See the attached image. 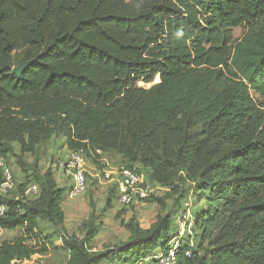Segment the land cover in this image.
Segmentation results:
<instances>
[{
    "label": "trees",
    "instance_id": "trees-1",
    "mask_svg": "<svg viewBox=\"0 0 264 264\" xmlns=\"http://www.w3.org/2000/svg\"><path fill=\"white\" fill-rule=\"evenodd\" d=\"M53 137L86 157L118 154L163 189L191 182L178 264H264V0H0V160L14 157L24 176L16 198L0 196V230L22 232L0 245V264H140L165 252L169 212L148 229L122 220L128 239L101 250L94 206L82 236L69 234L56 172L24 160Z\"/></svg>",
    "mask_w": 264,
    "mask_h": 264
},
{
    "label": "rangeland",
    "instance_id": "rangeland-1",
    "mask_svg": "<svg viewBox=\"0 0 264 264\" xmlns=\"http://www.w3.org/2000/svg\"><path fill=\"white\" fill-rule=\"evenodd\" d=\"M245 34V30L238 28L233 31L234 39H240ZM18 65H15V68ZM144 86V85H143ZM69 150L66 146V141L59 137H53L48 143L38 147L34 154H28L24 157L27 163V169L32 166H37L40 172H45L47 169L52 168L56 172V176L59 179L62 172L57 171L58 164L65 159ZM85 156V154H84ZM86 157V156H85ZM88 164V175H87V189L86 192L78 197L71 199L74 204H71V208H65L66 213V228L69 234L77 235L79 237L83 234V227L88 222L91 216V207L95 210V215L103 221L104 228L97 237L95 247L97 250H101L106 245H114L120 242H124L128 239V232L121 227L120 223L122 220L125 222L135 219L139 222L143 229H148L156 221V217L159 213H171L174 216L175 228L173 234H178L182 229L180 223L177 220L178 212L183 211L185 205H189L190 215L194 212V195L191 190V182L187 181L180 184V190L176 192L170 189H163L153 186L154 192L150 195V199H164L166 203V210L162 211L157 203L143 200L142 202H135L130 207H123L118 201L117 191L113 193V208L105 213L102 210L106 207L108 197L111 196V191L117 188L115 183L110 185L103 184V172L104 170H110V168L128 167L129 162L122 156L114 153L110 154H99V157L94 158L89 156L85 158ZM9 167L11 168L13 175L16 179L17 184L24 180V176L20 169L16 165L15 158H11L9 161ZM134 168L139 171L140 174L144 175L147 183L152 184L149 175L146 171L142 170L139 165ZM102 179V184L99 180ZM106 182V181H105ZM112 184V185H111ZM62 187V185H61ZM116 187V188H115ZM17 190H14L13 197L18 196ZM68 194V189L65 188L64 196ZM29 198H33L31 195ZM72 201V202H73ZM73 207V208H72ZM125 212L121 220L116 219V215L119 212ZM176 220V221H175ZM182 224V223H181ZM190 231V228H185V235ZM22 234L21 231L5 232L0 230V245L3 242L11 241ZM58 246L61 245V241L57 239ZM154 255H158L157 252ZM35 258V257H34ZM23 264V263H16ZM27 264H65L63 261L58 260L52 255L47 257L37 258L32 263Z\"/></svg>",
    "mask_w": 264,
    "mask_h": 264
},
{
    "label": "built area",
    "instance_id": "built-area-1",
    "mask_svg": "<svg viewBox=\"0 0 264 264\" xmlns=\"http://www.w3.org/2000/svg\"><path fill=\"white\" fill-rule=\"evenodd\" d=\"M85 158L82 152L69 151L65 159L57 166V171L67 175L73 182L71 189L73 199L82 196L87 189L89 167ZM0 171L3 177V182L0 184V196L6 197L14 190L15 179L11 168L2 159L0 160ZM103 180L117 185L118 201L123 207H130L135 202L146 200L154 192L153 186L159 187L155 184L147 183L144 175L126 167L104 170ZM27 195H31L33 198L38 197V187L31 186L27 191ZM185 207L187 208L177 214V220L182 229L178 234H173L167 250L165 252H159L154 257L157 264H178L177 254L181 246V239L185 234V228H191L193 226L189 205H185ZM5 212V207L1 206L0 217Z\"/></svg>",
    "mask_w": 264,
    "mask_h": 264
},
{
    "label": "crops",
    "instance_id": "crops-1",
    "mask_svg": "<svg viewBox=\"0 0 264 264\" xmlns=\"http://www.w3.org/2000/svg\"><path fill=\"white\" fill-rule=\"evenodd\" d=\"M56 179H57L58 186L60 188H67L68 189V194L65 196V200H64V203H63V210L65 212V210H66L65 208H71V206H72L71 204H74V201L71 200V199H73L72 196H71V189H72L73 182L67 175H65L63 173L61 174V176H59V179L56 176ZM99 181L102 184L103 181L102 180H99ZM103 184H106L107 186L110 185L109 182H105V181L103 182ZM61 185H62V187H61ZM65 215H66V213H65ZM158 253L159 252H157V254ZM155 256L156 255H154L153 257H151L149 259H146L143 263H140V264H152V260H154ZM37 258H41V257L35 256V258L33 257L30 261L23 262V264L32 263Z\"/></svg>",
    "mask_w": 264,
    "mask_h": 264
},
{
    "label": "water",
    "instance_id": "water-1",
    "mask_svg": "<svg viewBox=\"0 0 264 264\" xmlns=\"http://www.w3.org/2000/svg\"><path fill=\"white\" fill-rule=\"evenodd\" d=\"M28 65V62L22 63L19 67L13 70V74L20 77Z\"/></svg>",
    "mask_w": 264,
    "mask_h": 264
}]
</instances>
